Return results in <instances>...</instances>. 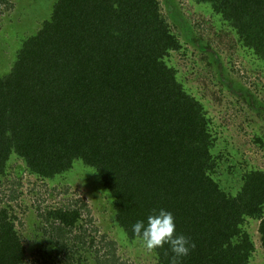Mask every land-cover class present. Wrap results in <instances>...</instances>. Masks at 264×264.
Listing matches in <instances>:
<instances>
[{"label":"trees","instance_id":"trees-1","mask_svg":"<svg viewBox=\"0 0 264 264\" xmlns=\"http://www.w3.org/2000/svg\"><path fill=\"white\" fill-rule=\"evenodd\" d=\"M192 1L211 13L205 43V34L184 23V39L203 54L202 73L227 80L224 56L212 45L223 33L229 53L264 66V0ZM35 25L0 59L1 191L8 186L0 204L17 198L22 175L51 180L81 165L106 190L113 220L129 240L137 238V221L147 223L163 208L173 214L176 233L196 244L183 264H251L255 244L245 224L257 222L264 251V169L237 170L234 191L221 187L210 120L168 62L182 43L159 2L53 0L50 16ZM247 95L254 107L258 101ZM255 141L263 146L261 137ZM76 205L38 212L59 251L82 228ZM17 221L0 205V264L26 262ZM77 233L73 239L85 245ZM166 249L153 250L157 264H169ZM72 252L81 260L79 246Z\"/></svg>","mask_w":264,"mask_h":264},{"label":"rangeland","instance_id":"rangeland-1","mask_svg":"<svg viewBox=\"0 0 264 264\" xmlns=\"http://www.w3.org/2000/svg\"><path fill=\"white\" fill-rule=\"evenodd\" d=\"M0 1V59L9 58L18 46L23 35L35 31L36 25L50 16L53 0H6ZM162 16L169 23L172 31L179 37L182 47L170 51L168 62L176 68L178 80L206 110L213 134V153L220 155L217 159L219 171L217 179L226 190L234 191L236 183L234 174L252 167L264 169V66L251 63L244 56L228 52L225 33L215 36L213 46L224 56L223 76L227 80L219 82L215 76L208 77L202 73L200 61L202 52L198 47L187 42L184 37V23L192 30L205 34V43L212 35L206 34L210 26V10L192 0H157ZM199 20L202 25H195ZM35 25V26H34ZM214 33V32H213ZM228 37V36H227ZM205 47V44L203 45ZM228 56V57H227ZM5 68L0 61V70ZM213 78V79H212ZM231 84V85H229ZM238 84V86H237ZM237 86L236 89H231ZM243 89L242 96L239 91ZM258 101L254 107L249 102V95ZM262 138V144L255 141ZM70 172L54 179H40L31 175H22L17 186V198L7 202L20 220L17 229L21 234L26 249L25 264H157L155 254L139 243L138 238L129 240L113 220L112 201L90 168L75 165ZM14 176V167L8 168ZM14 177L12 180H15ZM18 178L15 180L17 182ZM10 184V183H9ZM6 193L8 186H2ZM81 210L82 220L71 235L65 252L54 245L56 237L44 232L49 229L48 222L38 216V212L51 206L74 203ZM84 206L81 207V205ZM9 205V206H8ZM245 228L255 244L251 264H264V251L259 246L257 222L249 221ZM81 234L83 245L73 239L74 233ZM79 246L83 254L81 260L73 250ZM107 253V254H105Z\"/></svg>","mask_w":264,"mask_h":264},{"label":"clouds","instance_id":"clouds-1","mask_svg":"<svg viewBox=\"0 0 264 264\" xmlns=\"http://www.w3.org/2000/svg\"><path fill=\"white\" fill-rule=\"evenodd\" d=\"M132 233L138 238L139 243L149 251L155 249L165 250V255L169 253V264H183L184 258L196 248V244L191 238L176 233V223L173 214L163 208L158 213L147 217V223L143 220L137 221L132 226Z\"/></svg>","mask_w":264,"mask_h":264}]
</instances>
